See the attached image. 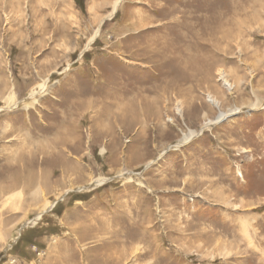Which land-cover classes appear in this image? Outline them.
<instances>
[{
    "label": "rangeland",
    "instance_id": "1",
    "mask_svg": "<svg viewBox=\"0 0 264 264\" xmlns=\"http://www.w3.org/2000/svg\"><path fill=\"white\" fill-rule=\"evenodd\" d=\"M0 264H264V0H0Z\"/></svg>",
    "mask_w": 264,
    "mask_h": 264
},
{
    "label": "bare ground",
    "instance_id": "2",
    "mask_svg": "<svg viewBox=\"0 0 264 264\" xmlns=\"http://www.w3.org/2000/svg\"><path fill=\"white\" fill-rule=\"evenodd\" d=\"M119 3L117 2L116 3V6H115V8H113L114 9V11H113V13L115 12V10H116V7H117V5H118ZM176 23V22H175ZM173 24L174 25V30L176 29V27H181V28H184L183 27V23H182V25L179 23V24ZM171 25V24H170ZM185 25V24H184ZM185 28L187 29V30H191V33H192V31H193V29H191V26L189 25V28H188V26L187 25H185ZM173 30V32H175ZM185 30V29H184ZM168 31V30H167ZM169 32H170V30H169ZM173 32H171V33H173ZM179 32H180V30H179ZM179 32L177 33L176 32V37L174 38L175 40H177L176 41V45L180 42V41H182V40H184L185 38H187L186 36L184 37L183 35H181V33H182V31H181V33L179 34ZM170 34V33H169ZM194 35V34H193ZM174 40V41H175ZM173 41V40H172ZM184 42V41H183ZM170 44H172V42H170V43H167L163 48H165V49H167V50H169V53H170V55L172 54V56H174L175 55V59L178 61V60H180L181 58L179 57V54H180V52L178 51H175V50H178V48H176V47H173V48H171L170 47ZM175 44V43H174ZM180 45V44H179ZM167 46V47H166ZM162 49V48H161ZM182 50V49H181ZM186 51V50H185ZM184 51V52H185ZM158 53V52H157ZM168 53V54H169ZM185 54V53H184ZM181 55V54H180ZM184 57V56H183ZM182 57V58H183ZM186 58V57H185ZM174 59V60H175ZM191 59V58H190ZM188 59H185V61H183L182 60V62H185L186 63V61H187ZM191 61V60H190ZM192 62V61H191ZM174 63V62H173ZM189 63V62H188ZM177 65V64H176ZM189 65V64H188ZM174 66V65H173ZM183 66V65H182ZM179 67V66H178ZM186 67H188V66H186ZM184 73V72H183ZM189 78V77H188ZM219 80L222 82V84H223V86L224 87H226V89H228L229 91H232V90H234L235 89V85H233L229 80H228V78H227V75L223 72V71H221V72H219ZM46 84V83H45ZM42 85L41 86V88L42 89H44V87L46 86V85ZM46 89V88H45ZM124 89V88H123ZM122 88H121V90H123ZM45 91V90H44ZM35 94H37V91H35V92H33L32 93V97L35 95ZM12 96V95H11ZM10 96V97H11ZM13 98V97H12ZM207 101L211 104V105H213L214 107H216V108H218V109H220V107H221V102L215 97V96H213V95H208L207 96ZM91 104V103H90ZM256 108H258V104H255L254 105V109H256ZM240 112V110H238V109H235L234 111H232L231 113H232V115L233 114H236V113H239ZM177 113L181 116V114H182V107L181 108H177ZM229 115H227L226 113H220V115L218 116V118L216 119V120H214V121H207V122H205V124H204V127L202 128V130H201V133H202V131L204 132V130H206V129H209L212 125H215V124H218V123H221L225 118H227ZM230 117V116H229ZM169 122H172V120H168ZM199 134L198 133H196V132H194V131H190L188 134H184V136H183V139H182V143L181 144H177V145H175V147H181L182 145H185V144H187V143H189L190 141H192V139L194 138V137H197ZM174 147V148H175ZM31 156V155H30ZM29 156V163H28V167H27V169H25L23 166H20L19 167V175H20V173H21V171H22V173H21V175L20 176H22L23 174H24V172H27L26 173V176L24 177V178H22L21 177V181H22V184L21 185H23V187L24 188H26V189H28V190H30L32 187H33V179H34V175H33V165H34V161H33V158H31ZM17 170V169H16ZM35 171V170H34ZM106 180H104V181H101V182H105ZM100 182V183H101ZM15 185L16 186H18V185H20V184H16L15 183ZM20 193V192H19ZM52 205L54 206L55 205V202L54 203H48L47 204V206H46V209L45 210H48V209H51V207H52ZM41 216H42V213L41 214H38V216H36L33 220H31L30 222H29V224H32V225H35L36 224V222L37 221H39V219L41 218Z\"/></svg>",
    "mask_w": 264,
    "mask_h": 264
}]
</instances>
